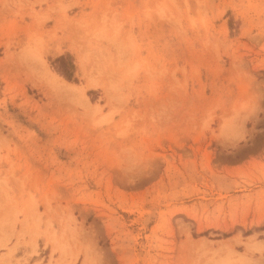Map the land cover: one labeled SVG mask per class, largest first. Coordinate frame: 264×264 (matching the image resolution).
Segmentation results:
<instances>
[{
    "label": "rangeland",
    "instance_id": "obj_1",
    "mask_svg": "<svg viewBox=\"0 0 264 264\" xmlns=\"http://www.w3.org/2000/svg\"><path fill=\"white\" fill-rule=\"evenodd\" d=\"M0 264H264V0H0Z\"/></svg>",
    "mask_w": 264,
    "mask_h": 264
},
{
    "label": "bare ground",
    "instance_id": "obj_2",
    "mask_svg": "<svg viewBox=\"0 0 264 264\" xmlns=\"http://www.w3.org/2000/svg\"><path fill=\"white\" fill-rule=\"evenodd\" d=\"M53 76H54V75H53ZM53 78L57 80L56 76H54Z\"/></svg>",
    "mask_w": 264,
    "mask_h": 264
},
{
    "label": "trees",
    "instance_id": "obj_3",
    "mask_svg": "<svg viewBox=\"0 0 264 264\" xmlns=\"http://www.w3.org/2000/svg\"><path fill=\"white\" fill-rule=\"evenodd\" d=\"M60 59H63L62 57H60Z\"/></svg>",
    "mask_w": 264,
    "mask_h": 264
}]
</instances>
